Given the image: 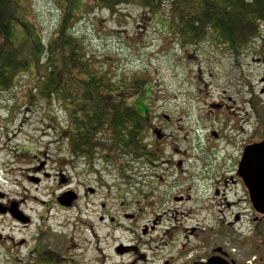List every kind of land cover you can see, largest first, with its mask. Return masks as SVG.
<instances>
[{"label": "rangeland", "instance_id": "rangeland-1", "mask_svg": "<svg viewBox=\"0 0 264 264\" xmlns=\"http://www.w3.org/2000/svg\"><path fill=\"white\" fill-rule=\"evenodd\" d=\"M5 5L0 4V20L28 53L26 40L32 38V45L37 44V38L48 43L67 1L7 0ZM75 5V12L80 11L73 19L72 32L84 43L95 68L113 75L119 83L138 76L148 79L145 90L151 86L152 92L146 91L137 103L150 102L153 129L164 131L167 137L157 159L154 145L152 151L149 148V162L148 158L125 161L124 170L135 172L130 189L131 182L128 186L119 173L121 166L100 155L93 162L79 158L71 164L67 141L61 135L69 121L65 107L59 101L50 103L41 98L35 72L16 76L9 89L0 91V192L6 194V201L18 202L32 221L24 226L9 215L0 218L2 264H26L40 236L44 242H40L41 247L56 248L55 264H124L131 254L114 256L115 247L138 237L141 245H153V249L134 264H160L161 259H153L170 254L174 246L175 234L168 232L173 229L174 214L183 216V226L197 227L199 237L220 240L238 254L235 232L243 228L238 224L224 229V218H230L236 209L226 206L223 192L231 198L234 190L224 180L237 153L232 145L244 143L256 124L264 122V57L260 58L264 38L255 37L235 55L216 47L210 38L183 45L174 34L167 35L168 29L161 28L162 18L135 2L114 11L92 5L90 0H76ZM164 5L169 7L170 1ZM165 14L168 18V12ZM260 29L264 33V26ZM29 32L33 35L28 36ZM40 49L38 46L32 52L34 57ZM45 58L46 54L40 57ZM28 95L33 105L28 103ZM136 96L127 103L135 105ZM155 141L153 135L149 137L150 144ZM180 161L181 167L177 166ZM156 168L164 173V179L159 177L153 199L162 191L164 201L157 205L145 201L138 214L136 205L129 201L136 192L134 184L141 181L145 189L158 185L152 181ZM176 168L181 169L178 175L182 177L171 185ZM215 184L222 195L215 194ZM66 188L82 195L69 208L57 202ZM87 188H93L94 193L89 194ZM180 195L185 200L175 202ZM110 215L115 217L114 223ZM218 233L228 236L220 239ZM8 236L17 242L25 238L26 242L22 246L3 241Z\"/></svg>", "mask_w": 264, "mask_h": 264}, {"label": "trees", "instance_id": "trees-1", "mask_svg": "<svg viewBox=\"0 0 264 264\" xmlns=\"http://www.w3.org/2000/svg\"><path fill=\"white\" fill-rule=\"evenodd\" d=\"M6 1L0 0L4 8ZM66 1L61 22L48 43L37 38V44L32 45V38L25 39L28 53L12 39V31L0 20V91L9 89L16 76L25 71L35 72L41 98L50 103L59 101L66 109L69 121L67 127H62L61 135L67 141L69 162L73 164L79 158L93 162L100 155L124 170L125 161L128 164L130 159L150 157L146 140L154 124L152 110L148 109L151 105L137 102L152 88L145 90L148 79L144 76L119 83L113 75L95 68L84 43L72 32L73 19L80 11L75 12L76 0ZM90 1L110 11L131 2L141 4L162 18L161 28L168 29L167 35L174 34L183 45L210 38L216 47L240 55L255 37L264 38L260 29L264 26V0H169V7L164 5L166 0ZM166 12L168 18L164 17ZM38 46L41 49L34 57L32 52ZM44 54L46 58L40 59ZM137 92L141 97L139 93L136 96ZM30 93L35 95L32 89ZM31 95L28 103L33 105ZM133 96L135 105H129L127 100Z\"/></svg>", "mask_w": 264, "mask_h": 264}, {"label": "flooded vegetation", "instance_id": "flooded-vegetation-1", "mask_svg": "<svg viewBox=\"0 0 264 264\" xmlns=\"http://www.w3.org/2000/svg\"><path fill=\"white\" fill-rule=\"evenodd\" d=\"M256 125L257 126L254 128L252 135L247 140H245L244 143H241V141L239 144L234 143V145H232V147L234 146L237 148V153L235 154L234 160L232 161V164L230 166L231 169L227 170V173L229 174H226L227 178L224 180L225 184L230 187L232 186L234 190L231 198L226 197V192H223L226 206L227 208L236 207L235 212L231 213L230 218H224V229H228L229 227H234V225L241 224V228H243V230L237 228L238 230H236L235 232V237L238 238L237 248L240 250L239 253L236 255L233 254L232 248L228 247L220 240L216 241L211 237H199L201 236L200 233L195 234L197 227H191L188 225L183 226V223L181 222L183 216L174 214L173 219L175 220L173 221L172 225L173 229L168 231L172 236L173 233L175 234V237L173 238L174 246L172 252L163 257L161 256L158 258H154L153 262H159V260L161 259L160 264H264V212L261 210V208H264V122L260 121ZM152 135L153 140L155 138L156 141L151 144L149 143L148 146L150 148V151H152V147L154 145H157V159L159 157V154L162 153L161 144L165 143L167 133L158 130V128H154L150 132V136ZM252 145H256L255 151L251 154V160L253 161L245 158L246 149ZM161 158L163 157L160 156V159ZM146 161L149 162V159ZM150 162L153 164L154 160H150ZM152 164L144 163V165H149L151 167ZM177 164V166H180L181 161ZM178 168H176L177 173L175 172L176 175L171 185L178 183V181L182 177L181 174L178 175V173L181 171V169ZM61 170L64 171L63 168H61ZM207 172V174L210 173L209 170ZM119 173L122 174L124 180H127L128 186L130 182L132 184L131 177L135 174L132 169L120 170ZM139 175L141 176L142 174ZM159 177L162 181L164 179V173H162L160 169L158 170L156 168V170H153L152 181H156L158 185L153 188L145 189L141 181L134 184V189L136 190V192L134 195L130 196L129 201L130 203L136 205V211L138 214H141V212L143 211V208L141 207L142 203H144L145 201H154L156 205L160 203L161 199H163L164 201L165 193L163 194L162 191L160 196H157L158 198L156 200L153 199L155 195L154 191H156L159 187ZM216 183L218 182L216 181ZM227 187L224 189L225 191L227 190ZM132 188L133 184L131 185L130 189ZM67 191L76 192H71L70 194H68V196L74 197L73 201H69V199L61 200L59 198L64 192ZM87 192L89 194H92L94 193V189L87 188ZM214 192L216 195H222V190L216 184ZM61 195L57 197V202L64 208H69L68 206H71L73 203L82 198L80 192L71 188L64 189ZM137 195H139V197H137ZM65 196H63V198ZM5 198L6 194L0 192V218H2L3 215H9L11 218H13V220L22 223V225L24 226L30 224L32 221L31 217L25 210L19 207V203L16 201H6ZM180 199L185 200V197L182 195L176 196L175 202ZM15 214L19 215V217L21 215V217L18 218L15 216ZM126 216H132V214H126ZM157 217L158 216H155L154 219H156ZM109 218L110 221H113L112 223H114V221L116 220L115 217H112L111 219V215L109 216ZM154 223L158 222L154 221ZM260 226L262 227L260 228ZM145 233L147 234L146 229L144 230V234ZM161 235L162 233L157 236V239ZM218 235V238L222 239V237H226L227 234L218 233ZM193 236H197L198 238L192 239ZM5 240L22 246L26 242L25 238H20V240H18L17 242L16 239L11 236H8V239H4L3 237V241ZM37 241L38 244L30 252V257L31 255L34 256V254L36 256L34 258L29 257L30 260L27 259L26 264H55L56 254L58 253L56 248L47 244H44L41 247L42 244H40V242L42 241V243H44L42 236H40ZM139 241L140 238L138 237L137 239H135V242H120L115 247L114 256H119L120 254L126 252L130 253L131 259L124 264H134L139 259L147 258L146 251L153 249V245H141ZM153 241H155V239H153ZM126 245H128L129 247H125ZM246 246H248V248ZM0 260L2 264L4 262L3 252H0Z\"/></svg>", "mask_w": 264, "mask_h": 264}, {"label": "water", "instance_id": "water-1", "mask_svg": "<svg viewBox=\"0 0 264 264\" xmlns=\"http://www.w3.org/2000/svg\"><path fill=\"white\" fill-rule=\"evenodd\" d=\"M263 144H264V142H263ZM261 147H262V145H261ZM255 149H256V145H252V146H250L249 148H247V149H246V152H245V158L251 160V154L255 151ZM251 161H253V160H251ZM66 194H67V195H66ZM68 194H70V192H66V193H64L63 196H65V195H66V196H65L64 198H63V196H61L60 199H61V200H62V199H69V201H70V200L72 201L74 197H72V196H68ZM261 210L264 212V208H263V209L261 208ZM15 216L18 217V218L21 217V215H20V217H19V215H17V214H15Z\"/></svg>", "mask_w": 264, "mask_h": 264}]
</instances>
